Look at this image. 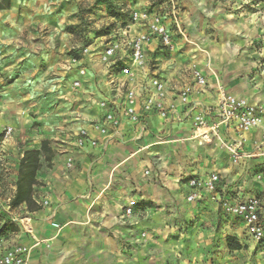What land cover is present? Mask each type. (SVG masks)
I'll return each mask as SVG.
<instances>
[{"label": "crops", "instance_id": "1", "mask_svg": "<svg viewBox=\"0 0 264 264\" xmlns=\"http://www.w3.org/2000/svg\"><path fill=\"white\" fill-rule=\"evenodd\" d=\"M84 1L10 0L9 6L0 10V132L5 127L25 131V138L31 140L27 148L40 149L41 142L48 141L54 153L37 178L41 185L35 199L41 208L29 212L28 224L35 239L23 233L13 241L30 248L28 264H125L122 238L111 233L121 229L124 207L130 200L135 202L134 213L141 198L170 197L182 190L185 203H206L220 209L207 198L187 202L191 177L217 172L223 195H257L264 201V186L259 185L264 156L256 149L259 145L264 150V128L243 135L241 150L251 156L236 163L225 150L193 138L189 121L167 122L156 116L146 119L148 131L138 139L136 125H123L122 134L131 140L112 141L106 150H80L65 142L85 123L82 119L98 116L88 93L63 98L66 86L60 64L71 48L64 27ZM216 14L217 18L225 15ZM5 24L9 28L2 31ZM232 25L217 29L215 57L206 55L208 59L200 66L206 89L194 85L190 73L183 80H167L156 67L170 98L192 83L191 101L198 105L197 110L214 107L217 82L230 95L250 103L264 102L262 79L255 69L258 55L254 45L248 47L260 29L244 20ZM199 34L205 42L212 41L203 31ZM201 46L206 47L201 48L205 54L213 50ZM76 114L81 121H73ZM223 129L227 141L236 140L233 129ZM68 157L73 159L72 168L66 166ZM192 162L199 165L188 166ZM205 163L207 168L201 171L199 167ZM259 165L262 171L255 172ZM244 178L252 180L249 186L242 189L235 185ZM229 218L238 227L233 232L243 234L240 221Z\"/></svg>", "mask_w": 264, "mask_h": 264}, {"label": "built area", "instance_id": "2", "mask_svg": "<svg viewBox=\"0 0 264 264\" xmlns=\"http://www.w3.org/2000/svg\"><path fill=\"white\" fill-rule=\"evenodd\" d=\"M170 2L171 16L176 25L174 32L161 15L133 13L124 24L119 23L108 33L106 42L91 41L67 52L60 64L66 86L63 98L73 93H88L89 101L98 109V116L82 119L85 123L72 132L66 143L80 150H106L112 141L131 140L122 134L123 125H136L138 136L135 139H138L148 131L146 119L156 116L167 122L189 121L193 138L201 144H214L225 150L234 163L251 156L241 150L245 141L243 135L264 128V102L250 103L245 98L226 93L221 86L216 88L215 106L200 110L191 101L190 85L183 86L175 97L168 96L167 85L152 64L149 50L158 43L170 49L173 34L183 35L177 22L175 1ZM261 36L255 41L258 55L255 69L262 79L264 98V33ZM191 78L201 90L208 87L204 74L198 68H192ZM72 119L81 121L77 114ZM223 128L233 129L237 134L236 140L227 141ZM12 131V127H5L0 132L2 141L9 138ZM256 149L258 155L264 156L259 145ZM66 166L72 168V157L66 158ZM219 180L217 172L191 177L187 202L207 198L216 203L222 213L240 221L246 238L264 248V201L257 195L244 198L223 195L218 188ZM134 207L135 202L130 200L124 207L123 217L130 216ZM24 230L34 236L29 224L24 225ZM29 254L30 248L7 243L0 238V264H28Z\"/></svg>", "mask_w": 264, "mask_h": 264}, {"label": "rangeland", "instance_id": "3", "mask_svg": "<svg viewBox=\"0 0 264 264\" xmlns=\"http://www.w3.org/2000/svg\"><path fill=\"white\" fill-rule=\"evenodd\" d=\"M5 1L0 0V10L9 6L10 0L7 3ZM174 1L177 22L183 35L174 33L172 48L167 49L158 43L149 56L152 64L160 69V74L167 80L175 77L183 80L191 74L192 68L200 70L208 57L214 58L215 40H219L216 31L221 27L230 28L232 23L239 20L241 23L243 20L250 21L252 25L255 23V28L260 30L248 47L255 46V41L264 33V0ZM108 5L112 6V10H109ZM111 11L120 13L119 17L114 18ZM143 12L161 15L171 32L176 31L170 0H86L77 5V10L72 12V19L64 27L71 42L70 47L83 46L91 41L106 42L108 33L121 20H128L133 13ZM217 12L225 15L217 18ZM206 15L213 17L207 18ZM2 28V31H6L9 26L5 24ZM199 31H203L204 37L212 41L205 42ZM202 44L213 50L205 54L201 48L206 47ZM209 74L213 76L210 71ZM188 85L192 86V83ZM216 86L220 84L216 82ZM25 136V131L15 130L2 141L0 134V237L7 243H13L15 236L26 233L24 225L28 224L30 217L25 205L15 208L9 206L19 160L22 153L29 150L27 147L31 142ZM53 156L54 153L50 160ZM50 160L44 161L41 157L37 178L46 170ZM198 165V162H192L188 166ZM260 166L255 172L262 171ZM199 168L205 170L207 164ZM262 172L264 174V169ZM251 181L249 178L239 179L235 185L243 189ZM259 181V185L264 186V175ZM40 185L39 182L34 188V196H37L35 192ZM183 195L182 190H176L170 197L141 198L134 213L121 218V229L111 235L122 238L121 252L125 256V264H264V248L240 232L234 233L237 225L234 227L235 224L220 209L206 203H185ZM13 227L17 228L15 233L11 232ZM227 235L235 236L242 248L229 250L225 242Z\"/></svg>", "mask_w": 264, "mask_h": 264}, {"label": "trees", "instance_id": "4", "mask_svg": "<svg viewBox=\"0 0 264 264\" xmlns=\"http://www.w3.org/2000/svg\"><path fill=\"white\" fill-rule=\"evenodd\" d=\"M5 2L7 3L8 1L6 0ZM108 7L109 10H112L111 5H108ZM111 14L114 18H118L120 13L112 12ZM121 21L124 24L127 20ZM52 155L53 151L51 150L48 141H42L40 149H29L22 153L18 164L14 193L9 200L10 207L15 208L25 205L28 212H36L40 210L41 205L36 202L34 196V188L39 185L37 173L41 167V157H43L44 161H49ZM16 231V227L11 229V232L13 233ZM225 242L229 250L235 251L242 248L235 236L227 235L225 237Z\"/></svg>", "mask_w": 264, "mask_h": 264}]
</instances>
